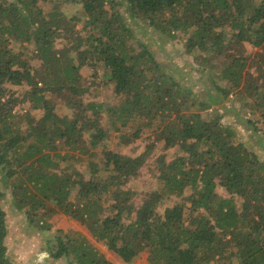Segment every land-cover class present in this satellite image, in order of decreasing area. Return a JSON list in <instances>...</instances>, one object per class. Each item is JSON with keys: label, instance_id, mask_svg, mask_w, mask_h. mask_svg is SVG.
Segmentation results:
<instances>
[{"label": "trees", "instance_id": "trees-1", "mask_svg": "<svg viewBox=\"0 0 264 264\" xmlns=\"http://www.w3.org/2000/svg\"><path fill=\"white\" fill-rule=\"evenodd\" d=\"M134 20L181 35L208 84L175 79ZM58 37L69 46L56 49ZM85 68L92 79L104 70L114 103L85 98ZM231 96L248 114L232 108L237 121L264 138V0H0V194L31 227L76 219L114 264H264V161L222 124ZM111 133L118 147L147 141L131 157L110 148ZM143 171L157 188L131 186ZM7 232L0 206V264ZM68 256L70 246L54 259Z\"/></svg>", "mask_w": 264, "mask_h": 264}, {"label": "rangeland", "instance_id": "rangeland-1", "mask_svg": "<svg viewBox=\"0 0 264 264\" xmlns=\"http://www.w3.org/2000/svg\"><path fill=\"white\" fill-rule=\"evenodd\" d=\"M50 5H45L44 10L50 9ZM63 11L64 8H62ZM127 21V20H126ZM131 27L137 28L135 31L137 39L148 46L150 51L153 53L157 61L167 68V71L174 75L175 79L184 81L185 84L192 86L195 90L201 88V84L195 83L194 81H201L202 84H208V75L203 74L202 76L196 72L197 67L192 63L191 56L186 54L185 48L183 46V38L178 35L174 38H169L168 36L161 37L158 33L146 34L143 31L144 24L134 20L127 22ZM143 24V25H142ZM81 25L78 23L76 29H80ZM142 27V28H141ZM56 49H62L68 47L69 44L61 37H58L55 41ZM245 49L247 54H252L257 50L251 48L249 45L245 44ZM32 62V60H31ZM32 64L36 66L38 63L33 61ZM84 69V68H83ZM104 70L102 68L98 69V75L96 79H92L90 76L92 70L85 68L82 72L83 76L86 78V83L88 87V93L85 95L86 99H95L97 101H108L111 103L115 102L114 97L111 96L110 90L108 87L103 85L104 78H102ZM54 102L55 111L60 116H66L69 114L67 108L66 100L61 98L49 97ZM227 108L225 112V117L222 119V124L224 126L229 125L232 128H235L240 133L242 140L245 145L255 151L259 158L264 161V153L261 151V148L258 144L260 135L253 134L245 125L237 121L236 115L231 111L239 110V115L241 119L247 118V111L240 112L239 103L234 100V97L231 96L227 102L224 103ZM17 113L21 112V109H16ZM31 114L39 117L40 113L32 112ZM247 115V116H246ZM260 127V126H258ZM113 137L110 141V148L113 150H118L125 155L134 157L139 155L145 146L147 141L146 135L142 138L133 141V143L123 146L118 144L115 137L116 134L111 133ZM263 139V140H262ZM261 140L262 145H264V138ZM161 145H158L156 152L157 155L161 153L159 149ZM64 149H61L62 152ZM179 152L176 149H171L167 151L168 159H172ZM153 156V157H154ZM152 157V158H153ZM77 167H80L83 171L85 166L76 164ZM1 177V174H0ZM131 186L135 189H155L158 187L156 181L148 177L143 171V173L134 179L131 182ZM1 187V185H0ZM176 200V199H175ZM0 204L4 211L6 212V224H7V240L5 244L7 246L8 256L10 258V263L13 264H73V254H77L82 257L79 262L81 264H101L100 260L103 261L105 258V264H114L115 260L112 261V255L106 251L107 248L104 247L93 235L76 219L67 216L58 214L53 216L48 220L42 228L31 227L26 218L21 215L13 206L12 197L8 193L0 194ZM66 222V224H64ZM88 231L90 238L84 240V231L81 228ZM73 231H75L73 235ZM86 235V234H85ZM69 238H72L71 240ZM87 238V236H86ZM68 239V242L62 248V244L58 247L61 240ZM66 246H70V256L68 258L61 257L60 259H54L56 254L64 249ZM71 246L74 248L72 250ZM81 246V248H80ZM98 262V263H95ZM129 264H147L145 257L140 255L133 259Z\"/></svg>", "mask_w": 264, "mask_h": 264}, {"label": "water", "instance_id": "water-1", "mask_svg": "<svg viewBox=\"0 0 264 264\" xmlns=\"http://www.w3.org/2000/svg\"><path fill=\"white\" fill-rule=\"evenodd\" d=\"M6 238H7V236H6ZM6 238H5V241L7 240ZM10 261H11V260H10V258H9V256H8V252H7L6 262H7L8 264H13V263H10ZM11 262H12V261H11Z\"/></svg>", "mask_w": 264, "mask_h": 264}, {"label": "crops", "instance_id": "crops-1", "mask_svg": "<svg viewBox=\"0 0 264 264\" xmlns=\"http://www.w3.org/2000/svg\"><path fill=\"white\" fill-rule=\"evenodd\" d=\"M108 250V249H107ZM116 256V255H115ZM117 257V256H116ZM118 258V257H117ZM120 259V258H119Z\"/></svg>", "mask_w": 264, "mask_h": 264}, {"label": "flooded vegetation", "instance_id": "flooded-vegetation-1", "mask_svg": "<svg viewBox=\"0 0 264 264\" xmlns=\"http://www.w3.org/2000/svg\"><path fill=\"white\" fill-rule=\"evenodd\" d=\"M0 206H1V204H0ZM2 207V206H1ZM4 210V209H3ZM6 213V212H5Z\"/></svg>", "mask_w": 264, "mask_h": 264}]
</instances>
